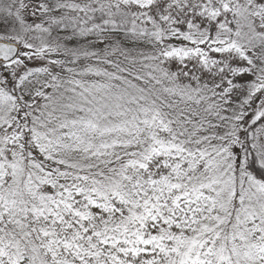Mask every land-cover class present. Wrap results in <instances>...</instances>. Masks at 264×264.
Masks as SVG:
<instances>
[{
    "label": "snow or ice",
    "instance_id": "6c2138e0",
    "mask_svg": "<svg viewBox=\"0 0 264 264\" xmlns=\"http://www.w3.org/2000/svg\"><path fill=\"white\" fill-rule=\"evenodd\" d=\"M0 264H264V0H0Z\"/></svg>",
    "mask_w": 264,
    "mask_h": 264
}]
</instances>
